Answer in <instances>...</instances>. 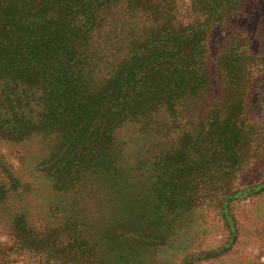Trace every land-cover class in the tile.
<instances>
[{
	"label": "trees",
	"instance_id": "obj_1",
	"mask_svg": "<svg viewBox=\"0 0 264 264\" xmlns=\"http://www.w3.org/2000/svg\"><path fill=\"white\" fill-rule=\"evenodd\" d=\"M246 3L0 0V150L47 141L37 171L68 191L87 176L113 180L126 125L171 144L148 160V212L132 214L139 224H112L90 242L77 226L39 230L15 216L0 264H115L99 249L107 232L126 247L121 264H134L164 243L166 218L200 207L236 233L229 208L264 194V174L252 179L264 166V27L257 52L232 32L211 56L210 33ZM11 176L0 153V206Z\"/></svg>",
	"mask_w": 264,
	"mask_h": 264
},
{
	"label": "rangeland",
	"instance_id": "obj_2",
	"mask_svg": "<svg viewBox=\"0 0 264 264\" xmlns=\"http://www.w3.org/2000/svg\"><path fill=\"white\" fill-rule=\"evenodd\" d=\"M244 12L232 18L229 25L211 31V56L226 40L230 41L232 32L248 40L249 50H259L257 36L258 30L264 27V0H247ZM253 103L256 106V98ZM170 145L168 139L159 141L143 134L136 125H126L117 139L122 162L113 180L87 176L68 191L54 190L50 180L37 171L38 164L49 151L47 141L4 146L0 153L12 175L11 180H15V188H11L7 203L0 206V248L8 244L6 225L15 216H24L39 230L77 226L90 242H97L101 232L112 224H139V218L132 214L148 212V175L151 172L148 160ZM262 174L264 166L253 172L252 179ZM130 205H133L132 213L128 210ZM229 211L236 233L230 232L217 211L204 207L166 218L161 228L164 243L140 250L132 257L134 264H264V194L238 202ZM106 234L109 235L100 243V252L108 262L113 263L115 259V264H121L120 255L127 253L126 247L119 250L121 242L116 235ZM11 252L13 250L10 255ZM36 261L37 257H31L28 261L10 264H36Z\"/></svg>",
	"mask_w": 264,
	"mask_h": 264
}]
</instances>
